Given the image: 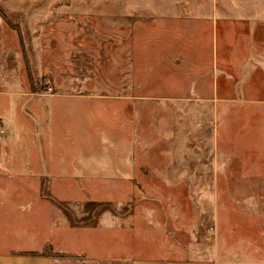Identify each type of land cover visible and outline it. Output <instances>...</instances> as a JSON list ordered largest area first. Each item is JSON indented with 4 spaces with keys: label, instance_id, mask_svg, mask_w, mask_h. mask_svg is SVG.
I'll return each mask as SVG.
<instances>
[{
    "label": "rangeland",
    "instance_id": "374dc122",
    "mask_svg": "<svg viewBox=\"0 0 264 264\" xmlns=\"http://www.w3.org/2000/svg\"><path fill=\"white\" fill-rule=\"evenodd\" d=\"M101 214L264 264V0H0V252L111 264Z\"/></svg>",
    "mask_w": 264,
    "mask_h": 264
},
{
    "label": "crops",
    "instance_id": "0c3cea01",
    "mask_svg": "<svg viewBox=\"0 0 264 264\" xmlns=\"http://www.w3.org/2000/svg\"><path fill=\"white\" fill-rule=\"evenodd\" d=\"M132 217L133 215L128 214H120L119 217H114L113 214H101L96 217L99 220L94 224L93 229H104V232L113 231L115 233L105 250L102 249L104 262L111 264H216L212 254L200 247L195 248L193 242L187 245L186 256L183 260L143 259L141 254L144 249L143 234L136 222L132 220L130 223ZM115 223L119 225L114 227ZM87 228L90 227L87 226ZM91 251L98 254V250L92 249ZM54 262V258L45 254L0 252V264H54Z\"/></svg>",
    "mask_w": 264,
    "mask_h": 264
}]
</instances>
